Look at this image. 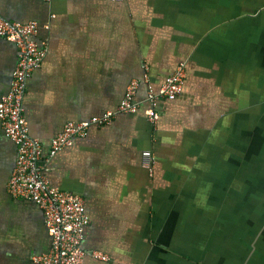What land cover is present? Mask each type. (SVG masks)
Segmentation results:
<instances>
[{"label": "crops", "instance_id": "1", "mask_svg": "<svg viewBox=\"0 0 264 264\" xmlns=\"http://www.w3.org/2000/svg\"><path fill=\"white\" fill-rule=\"evenodd\" d=\"M0 14L39 25L46 53L27 80L24 118L50 183L84 201L82 247L107 257L81 264H195L216 219L212 264H264V214L249 211L244 191L264 187V0H0ZM17 62L16 45L0 39V99ZM181 65L182 93L158 104L154 124L147 95ZM134 80L138 113L50 156L67 124L117 111ZM16 158L0 123V264H37L51 239L40 206L9 190Z\"/></svg>", "mask_w": 264, "mask_h": 264}, {"label": "built area", "instance_id": "2", "mask_svg": "<svg viewBox=\"0 0 264 264\" xmlns=\"http://www.w3.org/2000/svg\"><path fill=\"white\" fill-rule=\"evenodd\" d=\"M39 31L36 22L19 23L5 19L0 14V39L16 45L18 62L12 74L9 91L0 99V123L6 138L17 148V163L9 182L13 196L26 198L38 204L51 239L48 252L33 257L37 264H81L86 257L105 261L106 255L82 247L89 219L83 199L67 190L53 186L46 174L47 161L40 139L31 137L24 118V97L27 80L41 66L46 51L38 45L35 36ZM186 69L179 66L158 92L149 91L145 116L156 124L160 115L156 111L162 101H175L182 93ZM140 83L132 81L115 112H107L84 122L66 125L64 131L53 139L50 156L71 146L78 137H86L90 127L109 125L117 114H136L140 110L135 102ZM142 163L150 169L153 163L148 151L142 153Z\"/></svg>", "mask_w": 264, "mask_h": 264}, {"label": "rangeland", "instance_id": "3", "mask_svg": "<svg viewBox=\"0 0 264 264\" xmlns=\"http://www.w3.org/2000/svg\"><path fill=\"white\" fill-rule=\"evenodd\" d=\"M264 173V172H262ZM263 178L262 176L260 175L258 181H261ZM246 189V190H245ZM244 191L248 193V199H250V201L252 202V207L250 209V206H249V211L252 210V212H254V207L255 206V213L254 214H264V187H255L253 186L252 187H247L245 188ZM251 190L254 192L258 191V196H256L255 200L254 199H251L250 197V192ZM228 202H229V199H228ZM248 205V204H246ZM231 204H228V209L230 208ZM245 210L244 212H246V214L248 213V210L247 209H243ZM223 211V210H222ZM216 214H222V212L220 213H216ZM214 229H209L206 233V235L204 236L205 238V242H207L208 240H210V238H212V234L213 232L216 230V233H218V228H219V220L216 219L214 225H213ZM219 235H217L215 238H216V241H214L213 243L208 241L207 243L204 242V244L201 246L200 249H203L201 251H198V252H195V254L193 253V256L197 262V264H212V262H215L217 260H215L216 258H218V248L220 247L219 245Z\"/></svg>", "mask_w": 264, "mask_h": 264}, {"label": "trees", "instance_id": "4", "mask_svg": "<svg viewBox=\"0 0 264 264\" xmlns=\"http://www.w3.org/2000/svg\"><path fill=\"white\" fill-rule=\"evenodd\" d=\"M181 254H185V253H180V255H181ZM195 264H197V262H195Z\"/></svg>", "mask_w": 264, "mask_h": 264}]
</instances>
